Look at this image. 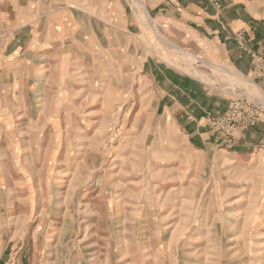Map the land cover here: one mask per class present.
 I'll return each mask as SVG.
<instances>
[{
	"label": "rangeland",
	"instance_id": "obj_1",
	"mask_svg": "<svg viewBox=\"0 0 264 264\" xmlns=\"http://www.w3.org/2000/svg\"><path fill=\"white\" fill-rule=\"evenodd\" d=\"M36 3L10 76L30 90H0V264H264V89L175 42L145 0ZM18 9L0 0L1 41ZM149 65L225 105L205 112L202 147Z\"/></svg>",
	"mask_w": 264,
	"mask_h": 264
},
{
	"label": "crops",
	"instance_id": "obj_2",
	"mask_svg": "<svg viewBox=\"0 0 264 264\" xmlns=\"http://www.w3.org/2000/svg\"><path fill=\"white\" fill-rule=\"evenodd\" d=\"M37 1L17 0L19 7L17 20L3 25L2 30L6 36L0 47L2 93L15 85L18 92L30 90L27 83L15 84L14 80L10 82V76L11 72L15 71L13 61L29 53L27 49H23L19 53L20 57L16 56L23 46L30 43L33 25L29 20L36 17L37 9L32 5H36ZM109 1L118 7L123 0ZM145 2L151 15L166 24L175 42L192 50L197 49L199 43L208 45L219 59L228 62L241 74L252 76L256 84L264 89V68L261 71L260 64V59L264 57V0H145ZM20 19L26 22L19 25ZM129 21L133 22L132 18H129ZM132 24L124 25L133 26ZM147 75L155 83L154 90L161 92L159 98L166 101L160 106L174 109V120L184 129L190 143L202 147L207 134L204 131L206 128H201L205 112L219 113L225 105L190 75L166 66L159 68L156 65L147 66ZM1 112L0 123L3 124L4 119L10 115L9 107L2 106ZM259 134L260 132L253 130L247 131L243 136L247 138V142L244 141L245 145H251L253 140L258 139Z\"/></svg>",
	"mask_w": 264,
	"mask_h": 264
}]
</instances>
